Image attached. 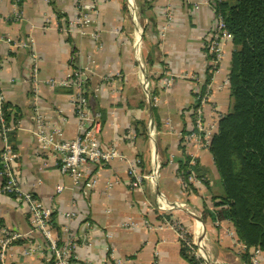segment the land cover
I'll use <instances>...</instances> for the list:
<instances>
[{"label": "crops", "instance_id": "crops-1", "mask_svg": "<svg viewBox=\"0 0 264 264\" xmlns=\"http://www.w3.org/2000/svg\"><path fill=\"white\" fill-rule=\"evenodd\" d=\"M91 1L93 22L80 33L73 25V0H0V88L4 119L16 126L5 139L0 135V170L7 148L15 156L10 166L17 186L55 211L52 227L59 240L67 224L76 235L72 264H249L231 224L203 217V211H215L211 189L204 186L205 181L211 188L214 181L213 162L208 150L183 139L193 128L194 95L203 84L214 88L206 120L218 121L229 109L228 87L216 88L228 76L232 47H225L213 76L206 53L215 14L203 0H132L133 7L129 0ZM196 3L201 4L193 9ZM85 66L90 69L85 98L89 110L99 114L98 146L114 148L123 160L91 165L75 184L59 173L55 156L42 151L35 136L38 114L48 129L60 130L63 140L77 135L74 89L39 84L36 93L32 70L39 80H59ZM154 155L160 164L156 185L133 187L130 168L150 172ZM190 155L199 185L188 183L185 158ZM3 183L0 175V187ZM67 212L75 215L69 223L58 215ZM174 225L187 230L190 248L178 239ZM0 226L23 235L9 247L6 264H52L46 242L32 231L25 204L11 194L0 193ZM32 245L39 249L25 255ZM197 248L204 257L199 261ZM260 259L264 264V251Z\"/></svg>", "mask_w": 264, "mask_h": 264}, {"label": "built area", "instance_id": "built-area-1", "mask_svg": "<svg viewBox=\"0 0 264 264\" xmlns=\"http://www.w3.org/2000/svg\"><path fill=\"white\" fill-rule=\"evenodd\" d=\"M76 7V18L73 21V25L79 29L80 33H83L91 23L93 22V15L95 13V5L91 0H73ZM222 0H203L202 3L209 6L211 11L215 14L216 23L208 38L206 45V53L209 56L211 62L210 74L215 75L220 67V64L224 58L225 47L231 42V35L229 34L223 17L216 10V4ZM131 7H133L132 0H129ZM201 4V3H200ZM199 3L193 4V9H198ZM18 18V14L15 15ZM93 35V34H92ZM92 38H96L93 35ZM9 42V40H7ZM140 40L135 42L134 53L138 57L139 49L138 44ZM139 61V59H138ZM139 69H142V63L139 61ZM90 73L89 67H80L72 72L65 74L62 79H44L39 80L37 78V71L34 67L32 70V82L34 84V90L37 93V86L44 84L48 88L64 87L73 88L74 96L71 99L74 115L77 119V135L71 140H63L60 130L55 127L48 129L45 125L41 115H37L36 118V130L35 136L37 143L42 151L51 152L52 156H55L58 165V171L61 175L68 176L73 183L77 184L85 177L86 169L91 165L107 164L112 160H123L122 156L116 152L114 148L110 150H102L96 141L97 126L99 120L98 113H92L89 110V105L85 98V83L87 75ZM145 86H148L147 81L144 78L140 80ZM171 78H168L167 87L171 82ZM229 86L228 76L224 78L222 85L217 87L216 90H221ZM214 88L211 82L203 84L202 89L194 95L195 106L192 110V122L193 128L191 132L184 136V142L190 143L197 149L208 150L210 139L216 131L217 120L208 121L205 119L204 109L208 104L209 98ZM5 99L4 94L0 88V135L5 139L6 134L16 128V126L8 125L4 119ZM35 111H38L35 109ZM219 120V119H218ZM148 134L150 141L154 140V129L152 124H148ZM15 158L7 148H4L0 170V175L4 179L3 185L0 187V193L11 194L17 200H21L29 214L32 231L38 233L47 244L49 252V258L52 264H72L74 260V252L76 249L77 237L70 230L68 224L63 227L65 237L62 241L59 240L57 232L52 227V218L55 211L52 208L43 207V205L35 200V198L28 192L22 191L16 183L14 171L12 170L10 163ZM188 183L199 185L196 179L193 167L196 166V160L193 155L186 158ZM150 172L146 174H140L134 167L130 168V174L133 178L132 186L140 187L143 183L147 182L150 186L154 187L159 178L160 164L156 156L151 157ZM184 173V174H185ZM61 187L56 188V192H60ZM157 209L162 211L165 208L162 196L157 197ZM177 206V205H176ZM181 208H184V204H179ZM175 206H171L170 209ZM65 220L69 221L74 219L73 213H61ZM178 239L190 248V237L183 227L174 225ZM232 233H230L231 235ZM0 264H6V258L8 255V249L17 240H20L23 235L11 232L6 228L0 226ZM239 244V243H238ZM239 248L243 252H247L249 256V264H261L260 250L256 248L248 249L243 244H239ZM39 249L38 245H32V247L26 249L25 255H31ZM195 254V258L198 257L204 259L200 248ZM199 261V260H198ZM204 261V260H203ZM210 264V263H208ZM213 264V263H211Z\"/></svg>", "mask_w": 264, "mask_h": 264}, {"label": "trees", "instance_id": "trees-1", "mask_svg": "<svg viewBox=\"0 0 264 264\" xmlns=\"http://www.w3.org/2000/svg\"><path fill=\"white\" fill-rule=\"evenodd\" d=\"M216 10L231 35L230 105L219 118L209 143L215 178L211 188L205 181L204 186L211 189L215 211L205 210L203 217L229 222L237 241L261 252L264 251V0H222L216 4ZM246 254L243 259L248 262Z\"/></svg>", "mask_w": 264, "mask_h": 264}, {"label": "rangeland", "instance_id": "rangeland-1", "mask_svg": "<svg viewBox=\"0 0 264 264\" xmlns=\"http://www.w3.org/2000/svg\"><path fill=\"white\" fill-rule=\"evenodd\" d=\"M208 102H209V101H208ZM207 105H208V104H207ZM206 107H207V106H206ZM206 107H205V108H206ZM204 113H205V109H204ZM209 122H210V121H209Z\"/></svg>", "mask_w": 264, "mask_h": 264}, {"label": "bare ground", "instance_id": "bare-ground-1", "mask_svg": "<svg viewBox=\"0 0 264 264\" xmlns=\"http://www.w3.org/2000/svg\"><path fill=\"white\" fill-rule=\"evenodd\" d=\"M196 236V235H195ZM199 243V242H198ZM200 244V243H199Z\"/></svg>", "mask_w": 264, "mask_h": 264}]
</instances>
